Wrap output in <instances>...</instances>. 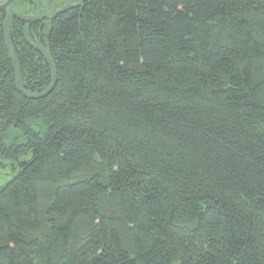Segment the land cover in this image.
I'll list each match as a JSON object with an SVG mask.
<instances>
[{"label": "trees", "instance_id": "trees-1", "mask_svg": "<svg viewBox=\"0 0 264 264\" xmlns=\"http://www.w3.org/2000/svg\"><path fill=\"white\" fill-rule=\"evenodd\" d=\"M3 23L0 264H264V0Z\"/></svg>", "mask_w": 264, "mask_h": 264}, {"label": "flooded vegetation", "instance_id": "flooded-vegetation-1", "mask_svg": "<svg viewBox=\"0 0 264 264\" xmlns=\"http://www.w3.org/2000/svg\"><path fill=\"white\" fill-rule=\"evenodd\" d=\"M80 0H0V20L7 27L17 24L27 27L31 23L49 25L63 11L69 10Z\"/></svg>", "mask_w": 264, "mask_h": 264}, {"label": "rangeland", "instance_id": "rangeland-1", "mask_svg": "<svg viewBox=\"0 0 264 264\" xmlns=\"http://www.w3.org/2000/svg\"><path fill=\"white\" fill-rule=\"evenodd\" d=\"M30 154L20 160L29 159ZM19 162L5 156L0 157V186L10 181L19 171Z\"/></svg>", "mask_w": 264, "mask_h": 264}, {"label": "water", "instance_id": "water-1", "mask_svg": "<svg viewBox=\"0 0 264 264\" xmlns=\"http://www.w3.org/2000/svg\"><path fill=\"white\" fill-rule=\"evenodd\" d=\"M4 7H5V6H0V9H1V8H4Z\"/></svg>", "mask_w": 264, "mask_h": 264}]
</instances>
